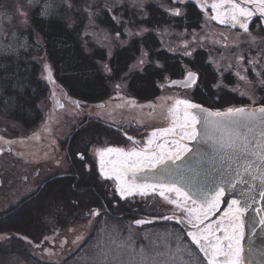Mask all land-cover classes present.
<instances>
[{
  "label": "rangeland",
  "instance_id": "rangeland-1",
  "mask_svg": "<svg viewBox=\"0 0 264 264\" xmlns=\"http://www.w3.org/2000/svg\"><path fill=\"white\" fill-rule=\"evenodd\" d=\"M146 2L147 0H0V69H3L10 54H30L29 50L35 48V45L31 46L29 43L30 37L28 38L27 33L32 34L35 41L43 44L42 36L32 23V16L38 15L41 18H46L56 13L65 12L70 14L74 20L78 15V12H74V10L76 11L80 6L82 9L80 11L86 14L82 37L86 43L94 44L93 48L106 50L108 57L102 65L105 66L107 74H111V68L108 66L109 59L116 47L126 46L137 37L144 38L148 35L153 37L151 32L157 35L156 47L151 43L153 39L146 47H139L135 52L136 59L128 64L126 72L144 69L153 61L160 65L159 60H156L151 51H160L165 48L170 52L174 48H179L181 41H185L187 30L180 32L178 28L159 27L157 23L147 26L149 13L141 11ZM136 12L140 19L138 25H130L129 20L122 22L125 14L130 13L133 16ZM106 18L116 20L120 28L117 27L116 31H111L109 26L104 23ZM199 27L203 28L192 33V39L187 41L182 51L186 53L189 48L205 49L211 60L208 59L210 63L207 62L208 60L205 61V64L210 68L206 69L196 82L198 86L195 92L201 94L195 98L207 102H211L212 98L219 100L221 96L216 93V89H227V86V96L223 99L232 98L236 101L230 107H235L238 103H246L245 99H250L252 103L264 102V33L259 30L255 31L256 35L230 33L228 38L230 47L227 51L213 54L209 44L225 40V36L211 25H204V22H201ZM233 48L236 51H233ZM194 56L196 55L193 54L192 57ZM31 57L32 60L39 61L41 64L38 78L44 81L46 88L44 97L38 100L39 107L43 112L40 123L35 128L28 129L14 118L7 117L6 112L0 111V135L12 143L10 153L0 155V181L2 183L0 197L5 199L6 205L9 206L17 204L24 197H29L53 173L60 172L58 170L63 168L64 164L58 165L63 162L64 153L59 141L65 137L64 131L69 129L76 120L77 122L81 121V117H78L79 114L96 109L94 108L95 104L81 103L82 108L77 111L69 98L67 89L56 79L57 69L49 60L48 54L36 57L32 55ZM248 62L252 64L249 65ZM45 65L49 66L51 70L50 77ZM231 66H237L234 74L217 73L216 68L231 69ZM28 67H22V71H26ZM11 76L12 74L9 75V77ZM16 76L17 72L11 78ZM123 76L117 81L109 82L113 88L109 98L119 92L123 94L122 91L130 94L127 91L129 80L126 79V74ZM16 79L18 78L16 77ZM171 79V77H167L161 82V94L152 104L155 109L154 113L150 110L148 112L155 121L152 117H148L142 109H138L144 106L140 107L137 103L129 101L130 99H127L124 94V97H121L120 93L110 102L126 107H135V109L123 111L121 108L112 107V110H115L110 117L117 119L122 116L126 118L137 112L140 113L139 119L145 124L144 131L148 128L160 131L170 127L173 120L171 110L176 108V101L182 99V96L193 97L190 90L182 93V89L178 90V86L167 85ZM14 87L17 88V85L15 84ZM56 99L65 103L63 108L55 106ZM101 99H106V97ZM152 105L148 104L151 108ZM220 107V105L217 106L218 109ZM97 110L102 111L98 108ZM93 128L102 130L104 137L102 145L109 141H122L121 136L112 129L110 131L106 128V133L99 125H94ZM88 136L90 138L93 134H88ZM66 142L67 138L65 144ZM95 148L96 146L85 148L89 152V158L94 157ZM78 162L81 161L78 160ZM80 166L81 163H79ZM89 172L93 173L92 170ZM81 174L84 175L80 176L79 181L73 184V187L76 185L78 187L76 195L80 199L84 198L83 200L90 198V203L100 202L96 205H100L101 215L91 214L94 208L87 209L91 206L90 203L61 202L58 205L60 213H55L56 209H53L52 214L45 215L34 229H30L29 234L0 232V264H149L152 259H156L157 262L166 261L167 264H200L197 258L198 253L192 249L191 238L181 228L173 224L159 225L154 222L137 225L134 221L138 216L133 213L127 212L128 217L125 214L124 218L121 216L126 211L144 212L146 209L149 212L156 203L141 202L139 204L132 199L122 204L108 185L96 186L97 181H94L89 173L80 171L79 175ZM82 177L93 185L82 183ZM100 196L105 199L104 203L112 207V210L109 209L108 212L113 214L105 213V216L103 215L105 207H101L103 204ZM34 200L35 198L31 201ZM112 201L116 203L113 204ZM23 207L25 205L19 210H15L10 219L15 218L17 212ZM66 216L71 219L64 223ZM58 229L61 230L58 231ZM44 236L48 239L45 240ZM52 240L55 241V246L51 244ZM32 242L39 245L34 246ZM141 252L144 253L143 257ZM158 252H164L165 255L157 257ZM102 253L107 255V261L104 260Z\"/></svg>",
  "mask_w": 264,
  "mask_h": 264
},
{
  "label": "snow or ice",
  "instance_id": "snow-or-ice-1",
  "mask_svg": "<svg viewBox=\"0 0 264 264\" xmlns=\"http://www.w3.org/2000/svg\"><path fill=\"white\" fill-rule=\"evenodd\" d=\"M251 4L256 5L255 9L246 6ZM225 5L228 7L225 9L224 18H221L219 10ZM212 8L217 11L214 18L221 24L232 22L235 26L238 23L247 30L248 19L257 12L264 15V0H239V2L220 0V3L213 4ZM176 14H179L178 10ZM45 68L50 77L49 66L45 65ZM196 79V73L188 72L184 81L173 83L189 87L196 82ZM171 111L172 125L160 130L165 136L170 135L171 140L165 139L163 143H157L155 139L157 133L154 131L152 138L143 148H134L130 151L112 147L100 149L97 152L99 171L105 178L117 182L116 190L121 198L134 193L143 195L148 189L153 192L158 191L161 197H164L166 192L169 193L171 196L169 202L175 204L187 216L186 220L180 217L176 219L179 223L186 222L192 227L193 230L188 231L187 236L207 258V264H244L243 217L247 212V205L241 206L240 200L233 199L215 226L205 224V221L209 214L220 210L219 206L223 203L225 195L224 185L235 188L237 184L247 183L245 176H251L253 180L259 179L264 184V107L259 109L229 107L221 112L205 109L202 105L189 100H178L176 108ZM256 121L261 124L258 138L254 135ZM201 123H203V137L212 140L218 152L235 160L236 167L233 171L221 175L220 182L212 190H204L196 184H192V190H185L179 183L184 179V175L174 165L176 161H182L185 155L191 152L187 141L196 140L201 135L197 127ZM78 156L81 161H85V167H88L85 155L78 154ZM228 167L231 169L232 165L229 164ZM148 170L161 171L162 175L158 181L149 182ZM261 199L264 200V193ZM260 211L264 212V208ZM91 214L99 216L101 210L96 209ZM146 222L135 221L137 225ZM260 224L264 225V215L261 216ZM102 255L107 261V255L104 253ZM141 255L143 257L144 253L141 252ZM156 255L163 257L165 253L158 252ZM149 264H167V262H157L156 259H152Z\"/></svg>",
  "mask_w": 264,
  "mask_h": 264
},
{
  "label": "trees",
  "instance_id": "trees-1",
  "mask_svg": "<svg viewBox=\"0 0 264 264\" xmlns=\"http://www.w3.org/2000/svg\"><path fill=\"white\" fill-rule=\"evenodd\" d=\"M80 10H82L81 6L76 11L74 10V12H78L74 20L70 14L65 12L56 13L46 18H41L38 15L32 16V23L42 36L43 44L35 41L32 34L27 33L28 38L30 37L29 43L31 46L35 45V48L29 50L31 55L29 53L24 55L10 54L4 64L5 66L0 69V111L6 112L7 117L14 118L28 129L35 128L42 119L43 112L39 107L38 100L44 97V90H46L44 81L38 78L41 64L39 61L32 60V55L36 57L47 53L49 60L57 69L56 79L67 89L69 95L91 101L108 97L113 90L109 82L117 81L124 77V74L129 80L127 91L133 97L145 99L158 92V82H162L167 77H180L183 73L182 62L167 53L166 50L151 51L156 60H159L160 65L153 61L141 73L126 72L128 64L136 59L135 52L138 51L139 47H146L152 39L151 43L156 47L157 35L151 32L153 37L151 35L144 38L137 37L126 46L116 47L109 59L108 66L111 68V74H107L102 63L107 59L108 53L105 49L93 48L94 44L86 43L82 37L86 14ZM161 19L163 16L160 9L151 5L147 26L161 23ZM126 20H129L130 25H138L140 21L137 12L133 16L130 13L125 14L122 22ZM104 23L109 26L111 31H116L117 27L120 28L116 20L106 18ZM160 23L159 25H161ZM26 66H29L28 69L22 71V67L25 68ZM15 72H17L16 77L18 79L16 77L11 78ZM10 74H12L11 77H9ZM15 84L17 88L14 87ZM216 93L222 98L227 96V91L224 90H216ZM262 103L264 104V102ZM82 175L84 174L80 176ZM82 179V183H85L84 177ZM77 181L79 179H75L74 176L57 177L45 181L37 191L25 198L16 207V210H19L25 205L24 209L22 208L17 212L15 218L11 220V216L9 218L4 216L0 219V221L3 220L0 222V232L29 234L30 229H34L45 215L52 214L53 209H56L55 213H60L58 205L61 202L90 203V198L83 200L84 198L77 197L76 188L78 187L77 185L73 187ZM34 198L35 200L31 201ZM97 203L100 202L90 203L91 206L87 209L90 210ZM70 219L71 217L67 218L66 216L64 223Z\"/></svg>",
  "mask_w": 264,
  "mask_h": 264
},
{
  "label": "flooded vegetation",
  "instance_id": "flooded-vegetation-1",
  "mask_svg": "<svg viewBox=\"0 0 264 264\" xmlns=\"http://www.w3.org/2000/svg\"><path fill=\"white\" fill-rule=\"evenodd\" d=\"M219 3H220V0H147V2L142 7L143 9H141V11L143 13L147 12V14L149 13V7L151 5L160 9V11L162 12L163 19H161V23L159 22L161 24L159 25V27H162V26L175 27V28H178L180 32L187 30V34L185 35V41L184 40L181 41L179 48H176V49L174 48V50H171L170 52L166 50L165 48H163V50H166L167 53H170V55L179 59L180 62H182L184 66L182 75L180 77H174L172 79H180V78H183L184 75H186L188 72H194L198 74V77H197V81H198L201 74L204 71H206V69L210 68L209 65L205 64L206 60L208 59L210 60V57H208V54L205 49L189 48L186 51V53L182 52L184 46L187 44V41L192 39L193 37L192 33L195 32L196 30L203 28V27H199L201 22H204V25L206 24L211 25L212 27H214L216 31L222 33L225 36V40H221L220 42H216L214 44H209L214 52L213 54H218V53L227 51L228 47H230V44L228 43L229 41L228 38H229L230 33L234 35H238V34L239 35H243V34L253 35L255 34L256 30H259L260 32L264 33V15H261L259 12H257L256 15L252 16L250 19L246 21L247 30L242 28L240 24L238 23L235 24V26H233L232 22H226V23L221 24L219 20L214 18L217 15V11L213 10L212 8L213 4H219ZM242 6H245V5H242ZM246 6L251 7L253 9H255L256 7L255 4L246 5ZM227 7L228 6L225 5L223 8L219 10L221 13V18H224L225 9ZM176 10H178L179 14H176ZM233 51H236L235 48H233ZM193 54L196 55L194 56L196 58L192 57ZM217 59H219V57H217ZM209 60L207 62H209ZM248 64L251 65L252 63L248 62ZM216 69H217V73H223V74L229 75L231 73L234 74V71L237 69V66H233L231 69L226 68V67H221L219 69L218 68ZM132 71L141 73L143 71V68L140 70H132ZM167 83L169 84V82ZM195 84H193L191 87H188V88L178 87L179 88L178 90L182 89V93H185L187 90L192 91V96H193L191 98L187 96H182L183 98L180 100H189L195 104L202 105L203 108H207L212 111L219 110L221 112L226 111L230 107L231 104L236 102L235 99H232V98L223 99L222 97L219 100L217 98L216 99L212 98L213 100H211V102L199 100L195 97L200 96L199 94L201 93L195 92L198 86V83L196 85ZM157 85L159 88L158 92L154 94L153 96L149 98H145V99H139V98L133 97L131 94L125 93L123 91L122 93L127 97V99H130L129 101L137 103L140 107L144 106L143 107L144 109L143 108H138V109H142L143 112L148 117H152L149 115L148 112L150 110V112L154 113L155 109L153 108L154 106L152 104H154V100L161 94V82H158ZM226 88L228 89L227 86ZM227 89L224 88L223 90L227 91ZM217 91H222V88H220ZM118 94H115L111 98L106 97V99L97 100L96 102L75 98L72 95L69 96L71 102L75 105V108L77 109V111L82 108L81 103L95 104L94 108L96 109L95 110L93 109L92 111L88 110V112L83 113V114H79V115L76 114L78 115V117H81V121L77 122L76 120L75 122H73L72 125H70L69 129L64 131L65 137L61 138L59 141L60 147L62 148V151L64 153V157H63V162L58 165V166H61L64 164V167L58 170L60 172L53 173L46 181L51 180L53 178H57V177L60 178V177H66V176H74L75 179H80V175H79L80 171L89 173L91 177H93V180L97 181L96 186L106 184L110 188H112V193L118 196L117 200L122 204L126 203V201H131L132 199L136 200L139 204L141 202L156 203V205L153 206L152 210L149 212L146 209L144 212L126 211L121 215L123 218L125 217V214L129 212V213H133L135 216H138L136 221L145 220L147 222H154L159 225L160 224H163V225L173 224L174 226L176 225L178 228H181L187 234L188 231L193 230L192 227L190 225H189L190 228L186 227L185 225H183V223H179L178 220L176 219L177 217H180L186 220L187 219L186 213L182 211L181 209L177 208L175 204H172L169 202V200L171 199V196L169 193L166 192L165 196L161 197L158 191L153 192L150 189H148L145 191V194L143 195L139 193H134L133 195L127 196L126 198H121L119 195V192L116 190L117 182L114 179L105 178L99 171V157L97 155V152L100 149H104L107 147L123 149L124 151H130L134 148L140 149V148H143L147 144L148 140L152 138V133L154 131L157 133V136L155 138L157 143H163L165 139H168V140L172 139L170 135L165 136L161 131L151 130V128H148L146 131H144L143 126L145 124H143L142 121L139 119L140 113L135 112L134 115H130L129 117H126V118L122 116H120V118H117V119L111 118L110 115L115 110V109L112 110V107L121 108L123 111H129L131 109H135V107H130V106L126 107V106H122L119 103L118 104L111 103L110 100L111 99L114 100ZM123 94L120 93L119 95L121 97H124ZM244 101H246V103L244 104L238 103L237 106L232 107V108H240L243 106L259 104V102L252 103L250 99H245ZM217 102H220V103H217ZM59 103H60L59 108H63L65 103L64 102H59ZM148 104L150 106L152 105V108L148 106ZM218 105L221 106L220 109L217 108ZM97 108L102 109V111L97 110ZM153 121H155L154 118H153ZM94 125H99L100 127H102V129L106 131V133H107V129H109L110 131L111 129L116 131V133L119 136H121L122 141H115V142L109 141V142H105V144L102 145V142L104 141L102 130L93 128ZM147 126L149 125L147 124ZM88 134H93V136L89 138ZM66 138H67V142L65 144ZM192 141H187L189 148L191 146ZM11 145H12L11 142H8V140L3 139L2 136L0 135V155L4 153H10V151L12 150ZM92 146H96L95 151H94V157L89 158V152L86 151L85 148L87 147L92 148ZM78 154L85 155V159H86V163L88 167H85V161H81ZM78 160H80L81 162H78ZM79 163H81L80 167H79ZM90 170H92L93 173L89 172ZM149 182H153V181H149ZM85 183H87L88 185H93L89 181H85ZM1 186H2V183L0 181V188ZM165 197H168V198L166 199ZM100 198H102V196H100ZM24 199L25 197L21 199L17 204L9 206V205H6L5 199H2L0 197V204L2 205L0 207V219L3 218L4 216L9 218L11 214L15 212L16 207ZM233 199L235 198H231L227 200L224 196L223 203L219 206L220 210L215 212L214 214H209L207 220L205 221V224H211L215 226L216 222L220 220V218L223 216L224 211L227 210L228 205L231 203ZM104 200L105 199L102 198V204H103V207H105V209H103L104 214L103 213L102 214L104 216H105V213L113 214L112 212H108L109 209L112 210V207H110L109 204L107 205L106 203H104ZM114 203L116 202H113V204ZM99 206L95 205L91 207L90 210L92 208H94L93 211H95L97 208L100 209ZM126 217H128L127 214H126ZM169 217H171V219H169ZM154 218H157V219L167 218V219L161 221L157 219L154 220ZM60 230L61 229H58V231ZM217 234L219 235L220 233H217ZM44 239L46 240L48 239V237L44 236ZM191 243L193 244L192 246L193 251L198 253L197 258L199 259L200 264H207V258L204 257L203 253L199 251L198 246L195 245L193 242ZM51 244L55 246V241L52 240ZM33 245L37 246L39 244L33 243ZM47 248L49 247L47 246Z\"/></svg>",
  "mask_w": 264,
  "mask_h": 264
},
{
  "label": "water",
  "instance_id": "water-1",
  "mask_svg": "<svg viewBox=\"0 0 264 264\" xmlns=\"http://www.w3.org/2000/svg\"><path fill=\"white\" fill-rule=\"evenodd\" d=\"M196 75L198 77L197 73ZM186 77L187 74L182 79H173L168 85L188 88L180 83H173L174 81H184ZM55 106L57 108L60 107L58 99L55 100ZM260 107H264V105L244 108L259 109ZM197 127L200 129L201 135L191 142V152L187 153L182 161H176L174 166L184 175V179L180 180L179 183L184 186L185 190H192V184H196L197 187L204 190H212L220 182L221 175L235 169L236 161L218 152L214 142L203 137V123ZM254 128V135L258 138L261 130L259 121L255 122ZM229 164L232 165L231 169L228 167ZM161 175V171H147V179L149 181L156 182ZM169 179H172V177H169ZM245 180L247 183L237 184L235 188L224 185V196L227 200L231 198L240 200L241 206L247 205V212L243 217L245 221V235L242 245L244 248V264H264V225L260 224L261 216L264 215V212L260 211V209L264 208V200L261 199V195L264 193V184L259 179L253 180L251 176H245ZM166 219L157 220L163 221Z\"/></svg>",
  "mask_w": 264,
  "mask_h": 264
}]
</instances>
